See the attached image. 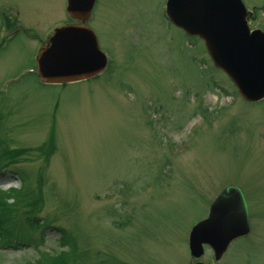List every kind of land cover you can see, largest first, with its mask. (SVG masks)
<instances>
[{
    "label": "rangeland",
    "instance_id": "1",
    "mask_svg": "<svg viewBox=\"0 0 264 264\" xmlns=\"http://www.w3.org/2000/svg\"><path fill=\"white\" fill-rule=\"evenodd\" d=\"M264 28V0H244ZM167 0H97L101 76L44 84L68 0H0L24 29L0 43V264H189V234L228 186L253 233L226 264H264V100L245 101ZM1 29V17H0Z\"/></svg>",
    "mask_w": 264,
    "mask_h": 264
},
{
    "label": "water",
    "instance_id": "2",
    "mask_svg": "<svg viewBox=\"0 0 264 264\" xmlns=\"http://www.w3.org/2000/svg\"><path fill=\"white\" fill-rule=\"evenodd\" d=\"M97 0H69L68 12L86 23ZM167 12L174 24L202 38L215 65L228 74L250 102L264 99V32L251 31L242 0H168ZM107 57L94 32L84 25L56 31L50 45L38 57L40 78L47 83L76 82L101 73ZM249 232L245 197L239 188L226 189L212 206L210 217L197 225L190 239L194 256L203 244L220 250Z\"/></svg>",
    "mask_w": 264,
    "mask_h": 264
},
{
    "label": "flooded vegetation",
    "instance_id": "3",
    "mask_svg": "<svg viewBox=\"0 0 264 264\" xmlns=\"http://www.w3.org/2000/svg\"><path fill=\"white\" fill-rule=\"evenodd\" d=\"M248 8H249V6H248ZM254 15H255L254 11L249 9L248 21H249L251 28L254 30L255 29L264 30L263 27H260L259 25H255L256 24L255 21L257 18ZM0 17H1L0 43L5 44L7 40H9V42H11L14 39V37L19 35V33H21L24 29L22 28V26L19 22V12L16 11L14 7H8L6 5H0ZM52 34L48 35L46 45L49 43V39L51 38ZM108 68H109V66H108ZM108 68L106 69V71L108 70ZM104 73H102V74H104ZM101 75H98L95 78H97ZM210 209H211V206H210ZM209 213H210V210H209ZM249 213H250V210H249ZM207 217L208 216H206L204 219H206ZM250 220H251V218H250ZM251 227H252V225H251ZM252 233H253V227H252L251 233L249 235H247L245 237L237 238L234 241H232L231 244L229 245V248L224 253V255L222 257H219V258L217 257V252L210 245L205 246V252L201 258H195L194 256H192V254L190 252L189 264H226V263H228L229 257L227 255H228V251H229L231 245L233 243H235L236 241H239L242 239L245 240L247 238H250ZM238 264H240V263H238Z\"/></svg>",
    "mask_w": 264,
    "mask_h": 264
}]
</instances>
